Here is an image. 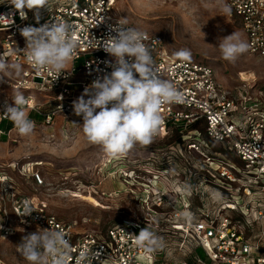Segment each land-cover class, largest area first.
Segmentation results:
<instances>
[{"label":"built area","instance_id":"1","mask_svg":"<svg viewBox=\"0 0 264 264\" xmlns=\"http://www.w3.org/2000/svg\"><path fill=\"white\" fill-rule=\"evenodd\" d=\"M11 2L3 0L0 4V55L6 56L9 63H18L21 71L18 78L3 81L16 90L33 91L24 95L25 108L39 112L47 123L59 113L75 115L73 102L93 81L113 70L115 58L105 51L104 44L109 36L117 34L118 22L125 21L116 12V0H48L44 8L24 9V17ZM227 4L231 8L228 16L241 24L248 52L264 57V0H227ZM58 21L71 24L78 41L75 58L59 76L45 69L36 71L29 64L24 52L26 40L21 35L26 27L51 26ZM123 26L144 33V43L151 51L158 75L183 94L182 102L161 107L162 123L154 140L178 132L187 152L201 157L190 160L187 156L183 161L188 166L187 175L179 171L184 192L177 195L178 202L183 198L187 213L185 222L174 226L187 233L186 246L182 247L200 245L212 264H264V87L227 88L209 61L177 56L162 35L126 21ZM40 93L49 95L50 106L44 112L36 101ZM0 116L7 118L5 112ZM218 143L222 149L213 151L211 146ZM181 147L175 150L180 153ZM232 155L241 161V166L228 158ZM177 157H170L169 163L173 165ZM135 173L132 170L128 176L133 178ZM32 177L36 183H44L40 172H33ZM218 186L244 204L242 207L237 202L238 212L251 221L250 226L241 217L225 214L204 201L209 190ZM154 187L153 180L146 184L148 199L155 195ZM164 195L158 196V204L166 201ZM193 197L199 198V204L192 201ZM29 210L31 213L25 215ZM249 213L256 214V218L251 220ZM179 216L180 212L174 214ZM77 225L76 221H66L36 207L28 195L15 187L10 175L0 173L2 235H29L50 228L62 231L71 245L69 264H77L83 249L89 251L85 264H206L191 249L192 262L188 258L169 257L168 248L152 252L139 248L135 238L140 230L148 228L156 235L157 227L150 218L123 217L107 224L102 231L77 230Z\"/></svg>","mask_w":264,"mask_h":264},{"label":"rangeland","instance_id":"2","mask_svg":"<svg viewBox=\"0 0 264 264\" xmlns=\"http://www.w3.org/2000/svg\"><path fill=\"white\" fill-rule=\"evenodd\" d=\"M220 9L221 0H116V12L126 22L162 35L170 51L177 56L187 50L189 55L186 58L209 61L225 87H264V57L247 51L235 61L223 59L218 48L221 38L234 31L246 38L240 22L223 16ZM19 76L13 70V75L6 79ZM14 91L16 89L11 85L0 81V115L13 105ZM18 91L23 95L33 92ZM48 98L45 93L36 96L43 112L49 109ZM26 111L28 118L35 123L31 135H20L15 125L9 130L0 129V139L5 136L0 140V173L10 175L15 187L28 195L36 207L66 221H76L77 230L102 231L107 224L127 216L143 220L150 218L152 225L157 227L156 236L163 242L161 248H168L169 257L192 259L194 254L189 253L190 249L182 247L186 246L187 233L174 226L184 223L187 213L185 201L183 198H180L181 203L176 201L175 195L184 192L180 163L186 162L187 156L190 160L191 157L196 160L201 157L198 153L190 155L187 152L178 132L164 135L149 146L136 145L127 154L112 157L101 146L87 141L81 116L59 113L47 123L39 112L28 108ZM2 119L0 116V121ZM5 119L11 121L8 116ZM177 144L182 145L180 153L175 150L179 149ZM219 145L211 146L212 150L221 148ZM162 149L168 154L157 153ZM172 156H178V164L163 165L164 159ZM228 158L242 165L236 156ZM132 170L136 172L133 178L128 176ZM33 172H40L44 183H36ZM154 176H158L157 179ZM152 180L155 195L148 199L145 187ZM215 188L209 190L204 201L225 214L240 218L237 202L242 204L241 201L237 199L236 202L223 187ZM160 194L167 198L162 204L157 200ZM192 201H195L194 197ZM198 201L199 198L196 205ZM176 212H180L179 217H174ZM248 216L251 220L256 218L254 213ZM13 224L18 225L14 221ZM26 236L2 235L0 232V264H29L16 247ZM208 262L206 264H212Z\"/></svg>","mask_w":264,"mask_h":264},{"label":"clouds","instance_id":"3","mask_svg":"<svg viewBox=\"0 0 264 264\" xmlns=\"http://www.w3.org/2000/svg\"><path fill=\"white\" fill-rule=\"evenodd\" d=\"M47 3L48 0L11 2L22 17L26 15L24 9L38 10ZM220 10L225 17L231 14L230 6L224 0H221ZM118 23L117 34L109 36L104 44L105 51L115 58L113 70L93 81L73 102L75 115L83 119L81 126L87 141L101 146L112 157L125 155L136 145L146 147L153 143L162 123L161 107L183 101V94L174 84L162 79L155 70L151 51L144 43V33L124 27L122 19ZM21 35L26 40L27 60L36 71L45 69L59 76L76 56L78 41L73 26L67 22L26 27ZM218 48L223 59L235 61L248 51L249 45L241 33L234 31L219 40ZM178 55L187 57L189 52L183 50ZM13 70L19 76L21 66L9 63L6 56L0 55V81L11 77ZM12 101L13 105L6 108L5 114L20 135H31L35 123L28 118L26 97L16 90ZM30 213L29 210L25 215ZM135 243L148 252L163 246L162 240L148 228L139 231ZM16 247L29 264H69L71 245L59 230L39 229ZM88 259L89 251L83 249L77 264H85Z\"/></svg>","mask_w":264,"mask_h":264},{"label":"trees","instance_id":"4","mask_svg":"<svg viewBox=\"0 0 264 264\" xmlns=\"http://www.w3.org/2000/svg\"><path fill=\"white\" fill-rule=\"evenodd\" d=\"M14 126V123L12 122V121H7L5 118H3L1 121H0V129H2V130H9V129H11L12 127ZM3 139H5V136H3L0 140H3ZM161 143V142H160ZM222 149V148H221ZM167 152V151H166ZM166 152H164L163 151V149L162 150H160V151H157V153H159L160 155L161 154H168V152L166 153ZM173 154H174V152H173ZM153 160H155V159H153ZM165 161L163 162V165H170L169 164V160H170V157L169 158H165L164 159ZM178 161H180L178 158H176V160H174V164H178ZM167 166L165 167V168H167ZM179 167V169H180V172L182 173V174H186L187 175V172H188V170H187V164L186 163H180V165L178 166ZM195 200H197V199H195ZM241 219H242V221L244 222V224H246L247 226H250L251 225V221L250 220H248V218L247 217H243L242 215H241ZM189 246H190V249L192 250V252L194 253V254H196V255H198L199 257H201L202 259H204V261L205 262H208L205 258H207L210 262H208V263H211V260L209 259V257H208V255H207V253L205 252V250L200 246V245H197V244H189ZM191 262L193 261V257H192V259L190 260Z\"/></svg>","mask_w":264,"mask_h":264},{"label":"bare ground","instance_id":"5","mask_svg":"<svg viewBox=\"0 0 264 264\" xmlns=\"http://www.w3.org/2000/svg\"><path fill=\"white\" fill-rule=\"evenodd\" d=\"M242 74H245V73L243 72ZM155 182H156V181H155ZM175 197H176V201H179V198H178V196H177V195H175Z\"/></svg>","mask_w":264,"mask_h":264}]
</instances>
